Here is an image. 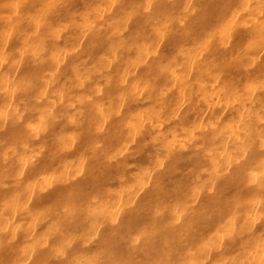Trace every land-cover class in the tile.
I'll return each instance as SVG.
<instances>
[{"label": "clouds", "instance_id": "obj_1", "mask_svg": "<svg viewBox=\"0 0 264 264\" xmlns=\"http://www.w3.org/2000/svg\"><path fill=\"white\" fill-rule=\"evenodd\" d=\"M0 264H264V0H0Z\"/></svg>", "mask_w": 264, "mask_h": 264}]
</instances>
